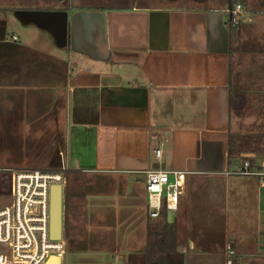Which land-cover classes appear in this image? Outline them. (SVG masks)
I'll return each instance as SVG.
<instances>
[{
    "label": "crops",
    "instance_id": "crops-1",
    "mask_svg": "<svg viewBox=\"0 0 264 264\" xmlns=\"http://www.w3.org/2000/svg\"><path fill=\"white\" fill-rule=\"evenodd\" d=\"M9 11L0 12V85L45 86L51 103L61 98L60 159L90 178L88 204L130 222L143 243L136 211L145 205L144 172L185 171L177 210L163 220L174 226L182 219L184 232L175 234L182 247L162 253V264H224L226 241L232 264H264V187L222 174L250 157L233 148L227 157L231 35L221 11ZM40 12L62 20L59 32L31 21ZM110 202L120 209L111 212ZM143 253L141 246L129 264H150Z\"/></svg>",
    "mask_w": 264,
    "mask_h": 264
},
{
    "label": "rangeland",
    "instance_id": "rangeland-1",
    "mask_svg": "<svg viewBox=\"0 0 264 264\" xmlns=\"http://www.w3.org/2000/svg\"><path fill=\"white\" fill-rule=\"evenodd\" d=\"M228 1L231 6L240 3L249 16L236 27L226 25L231 35L229 138L233 152L250 157L252 166L261 170L259 164L264 161V0H0V12L8 13L20 5L44 6L47 10L64 7L71 11L132 7L219 10L226 21ZM31 21L49 32H59L62 25L60 18L43 12ZM46 93L45 86L25 87L17 82L0 85V183H5L8 169H58L63 164L66 172L63 174L62 229L66 190L70 194L66 202L70 232L66 240L62 234L61 264H117L121 261L129 264L132 254L138 253L141 246L144 256L145 249L149 251L150 264H162L164 254L154 250L147 235L163 231L173 242L166 244L180 250L182 245L175 234L184 232L182 219H175V230L173 224L160 227L162 224L147 219L142 203L136 212L143 220L146 239L136 243L130 222L122 224L119 215H111L109 219L100 214L97 205L88 204L84 187L90 178L73 172L60 160L65 153L59 150L65 132L61 98L56 97L57 104L51 103ZM7 202V194L0 186V208ZM105 206L111 208V212L120 209L114 202ZM105 219L108 220L106 225ZM217 264H222V260L218 259Z\"/></svg>",
    "mask_w": 264,
    "mask_h": 264
},
{
    "label": "built area",
    "instance_id": "built-area-1",
    "mask_svg": "<svg viewBox=\"0 0 264 264\" xmlns=\"http://www.w3.org/2000/svg\"><path fill=\"white\" fill-rule=\"evenodd\" d=\"M249 19L240 3L227 12L229 27H236ZM155 162H160V149L153 151ZM61 160V159H60ZM58 169L12 168L7 173L8 202L0 208V264H46L50 256H61L62 241L49 237L50 187L63 188V164ZM264 168V167H263ZM187 172L149 169L144 172L146 217L150 221L165 220L177 210L179 196ZM224 176L253 177L264 187V169L254 168L248 158H243ZM224 264H232V243L223 245Z\"/></svg>",
    "mask_w": 264,
    "mask_h": 264
},
{
    "label": "water",
    "instance_id": "water-1",
    "mask_svg": "<svg viewBox=\"0 0 264 264\" xmlns=\"http://www.w3.org/2000/svg\"><path fill=\"white\" fill-rule=\"evenodd\" d=\"M239 162V160H237ZM62 194L63 189L59 185L50 187L49 193V237L52 240L62 238ZM170 214L166 213V221L169 222ZM46 264H60V256H50Z\"/></svg>",
    "mask_w": 264,
    "mask_h": 264
},
{
    "label": "trees",
    "instance_id": "trees-1",
    "mask_svg": "<svg viewBox=\"0 0 264 264\" xmlns=\"http://www.w3.org/2000/svg\"><path fill=\"white\" fill-rule=\"evenodd\" d=\"M227 8L230 9L231 8V5H230V1H228L227 3ZM93 10H102V8H97V9H93ZM231 48L229 46V51H228V68H230V64H231ZM232 146H231V143L230 141L227 142V149H228V155L227 157H231V151H232ZM7 185H8V182H7V179L5 181V183H0V186L3 188V191L4 193L7 194ZM69 195L67 193L66 190H64V198H65V205H64V221H63V229H62V234H63V239L66 240L68 239L69 237V222L67 223L68 221V215H66L67 213V199H69ZM155 222H158L162 225H160V227H162L163 225L167 226L168 224L163 221V220H158V221H155ZM158 225V227H159ZM162 229V228H160ZM147 239H148V243H153L155 246H156V249L157 251L161 252V253H164L166 251H170L172 250V247L166 243H173L171 238L166 236L165 233L163 231H159V233L157 234H149L147 235ZM168 245V246H167ZM145 264H149L147 259H146V263Z\"/></svg>",
    "mask_w": 264,
    "mask_h": 264
}]
</instances>
